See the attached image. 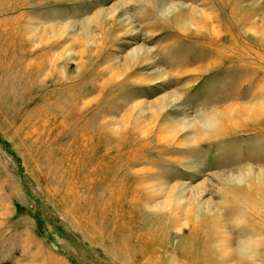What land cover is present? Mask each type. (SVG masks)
<instances>
[{"label": "rangeland", "instance_id": "1", "mask_svg": "<svg viewBox=\"0 0 264 264\" xmlns=\"http://www.w3.org/2000/svg\"><path fill=\"white\" fill-rule=\"evenodd\" d=\"M0 264H264V0H0Z\"/></svg>", "mask_w": 264, "mask_h": 264}]
</instances>
